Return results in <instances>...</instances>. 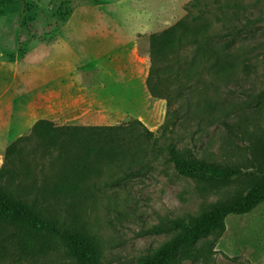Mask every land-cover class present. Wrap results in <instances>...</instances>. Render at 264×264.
I'll use <instances>...</instances> for the list:
<instances>
[{
  "label": "rangeland",
  "instance_id": "374dc122",
  "mask_svg": "<svg viewBox=\"0 0 264 264\" xmlns=\"http://www.w3.org/2000/svg\"><path fill=\"white\" fill-rule=\"evenodd\" d=\"M197 8L214 14L225 39L230 26L241 30L227 56L233 65L220 78L195 68L182 98L153 97L145 83L149 35L178 21L195 33L204 23L192 20ZM70 51L77 54L73 65L84 63L82 89L58 100L64 107L54 122L48 119L46 67ZM181 72L166 75V88L179 85ZM204 100L223 105L224 112H197L194 104ZM133 119L151 131L166 123L170 131L158 145L172 142L200 160L243 169L264 160V0H0V168L8 169L0 183L94 242L99 264L136 263L177 233H153V226L198 217L237 199L252 181L180 174L164 148L147 144ZM39 120L119 126L127 144L117 156L107 147L88 151L67 135L34 130ZM19 138L16 155L5 161L7 146ZM15 231L0 222V236L10 235L0 243V264H80L62 237L24 245ZM190 252L178 264H264V202L226 217L222 231L199 239Z\"/></svg>",
  "mask_w": 264,
  "mask_h": 264
},
{
  "label": "trees",
  "instance_id": "16d2710c",
  "mask_svg": "<svg viewBox=\"0 0 264 264\" xmlns=\"http://www.w3.org/2000/svg\"><path fill=\"white\" fill-rule=\"evenodd\" d=\"M197 5L195 4V7ZM212 15L214 14L209 9L197 8L192 20L204 23L195 33H187L184 23L178 21L161 32L149 35V67L145 83L153 97L168 101L173 94L182 98L184 90L190 89L189 82L195 68L212 71L214 76L220 78L225 75V70L233 65L227 60V56L235 47L236 38L241 37V30L237 26H230L226 32L229 38L225 39L222 32L216 30ZM171 70L182 71V80L174 89L166 88L165 84ZM194 106L197 112L210 115L224 112L225 108L207 100L199 101ZM176 113L177 109H174L173 114ZM131 122L141 127V135L150 147L164 148L168 160L180 174L217 182H229L239 177L252 178L245 193L231 202L217 203L198 217L172 219L153 226V233H177L134 264H178L180 260L191 256L190 250L199 239L214 230L222 231L226 217L249 213L264 202V160H259L247 169L200 160L183 154L172 142L165 147L158 145V140L170 131L166 123L161 124L156 131H151L137 119ZM34 130L51 138L67 135L79 147L88 151L96 148L103 150L107 147L111 156L120 155L123 146L127 144L124 129L119 126H58L48 120H39L35 123ZM19 140L20 138L7 146L5 161L16 155ZM7 174L8 169L2 166L0 182ZM0 222L16 230L14 235H18V244L29 245L45 236L62 237L80 264L100 263L101 252L94 242L60 227L58 223L44 216L34 200L28 201L14 194L1 183ZM7 237L10 235L0 236V243Z\"/></svg>",
  "mask_w": 264,
  "mask_h": 264
},
{
  "label": "crops",
  "instance_id": "0c3cea01",
  "mask_svg": "<svg viewBox=\"0 0 264 264\" xmlns=\"http://www.w3.org/2000/svg\"><path fill=\"white\" fill-rule=\"evenodd\" d=\"M76 52L70 51L66 58H53L49 60L46 67V104L51 106V115L48 116L49 120L59 122L60 106L63 110L64 103L58 101L64 97L68 92L72 91L73 96H78L81 92V69L84 66L73 65L76 59ZM66 86H68L66 88ZM71 86V88H70ZM93 91V90H92ZM95 95L92 94V98ZM77 102V101H76Z\"/></svg>",
  "mask_w": 264,
  "mask_h": 264
},
{
  "label": "water",
  "instance_id": "95a60500",
  "mask_svg": "<svg viewBox=\"0 0 264 264\" xmlns=\"http://www.w3.org/2000/svg\"><path fill=\"white\" fill-rule=\"evenodd\" d=\"M127 120H128V118L126 117V118H125V121H127Z\"/></svg>",
  "mask_w": 264,
  "mask_h": 264
}]
</instances>
